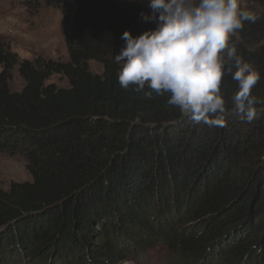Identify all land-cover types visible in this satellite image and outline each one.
I'll list each match as a JSON object with an SVG mask.
<instances>
[{"label": "trees", "instance_id": "trees-1", "mask_svg": "<svg viewBox=\"0 0 264 264\" xmlns=\"http://www.w3.org/2000/svg\"><path fill=\"white\" fill-rule=\"evenodd\" d=\"M44 2L75 6L68 61L21 60L0 39V151L23 155L32 176L0 188V264H122L158 249L171 264H264V104L250 124L230 114L225 128L197 125L167 94L118 82L122 34L155 27L140 15L148 4ZM243 9L259 19L232 40L264 99V0ZM16 66L21 90L10 86ZM221 89L230 106V75Z\"/></svg>", "mask_w": 264, "mask_h": 264}, {"label": "clouds", "instance_id": "clouds-1", "mask_svg": "<svg viewBox=\"0 0 264 264\" xmlns=\"http://www.w3.org/2000/svg\"><path fill=\"white\" fill-rule=\"evenodd\" d=\"M147 6L151 11L140 15L155 27L139 35L126 30L114 56L120 86L147 99L167 94L169 106L209 129L227 127L230 114L252 123L264 104L253 95L261 74L232 37L259 16L240 0H148ZM226 75L237 88L230 106L221 89Z\"/></svg>", "mask_w": 264, "mask_h": 264}, {"label": "rangeland", "instance_id": "rangeland-1", "mask_svg": "<svg viewBox=\"0 0 264 264\" xmlns=\"http://www.w3.org/2000/svg\"><path fill=\"white\" fill-rule=\"evenodd\" d=\"M148 4V0H138ZM242 8L248 0H240ZM74 9L66 12L62 7L47 5L44 0H0V39L5 41L20 59L36 57L59 61L69 60L66 36L74 24ZM91 68L100 72L102 66L97 61L90 62ZM2 67H0V70ZM12 90H21L25 84L16 66L11 71ZM59 86H68L66 77L53 74L48 80ZM23 155L0 151V188L8 189L13 181L31 180ZM147 259H128L122 264H171L167 249L153 251Z\"/></svg>", "mask_w": 264, "mask_h": 264}]
</instances>
